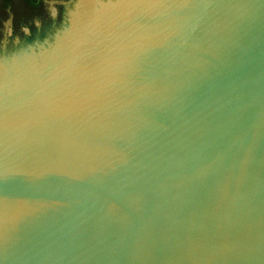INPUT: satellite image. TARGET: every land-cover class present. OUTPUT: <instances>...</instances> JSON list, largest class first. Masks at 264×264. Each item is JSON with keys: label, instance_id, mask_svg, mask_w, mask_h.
<instances>
[{"label": "water", "instance_id": "95a60500", "mask_svg": "<svg viewBox=\"0 0 264 264\" xmlns=\"http://www.w3.org/2000/svg\"><path fill=\"white\" fill-rule=\"evenodd\" d=\"M62 1L1 22L0 264H264V0Z\"/></svg>", "mask_w": 264, "mask_h": 264}, {"label": "flooded vegetation", "instance_id": "af4514ba", "mask_svg": "<svg viewBox=\"0 0 264 264\" xmlns=\"http://www.w3.org/2000/svg\"><path fill=\"white\" fill-rule=\"evenodd\" d=\"M26 4V7H21L18 11L15 10L12 2L7 7L0 8V37L5 33L3 29L2 19L9 14L11 16V26L15 31H22L21 27L23 25L27 26L31 34L33 33L34 28L36 27L35 18H38L40 21L51 22L55 18L57 21L63 15L64 10V1L55 0L54 6H49L47 0H40V3L35 6L31 5L28 2L22 1Z\"/></svg>", "mask_w": 264, "mask_h": 264}, {"label": "trees", "instance_id": "16d2710c", "mask_svg": "<svg viewBox=\"0 0 264 264\" xmlns=\"http://www.w3.org/2000/svg\"><path fill=\"white\" fill-rule=\"evenodd\" d=\"M28 2L31 5L37 6L40 3V0H21ZM12 0H0V6L7 8L11 4Z\"/></svg>", "mask_w": 264, "mask_h": 264}, {"label": "rangeland", "instance_id": "374dc122", "mask_svg": "<svg viewBox=\"0 0 264 264\" xmlns=\"http://www.w3.org/2000/svg\"><path fill=\"white\" fill-rule=\"evenodd\" d=\"M20 2H22V1L21 0H12L13 6L20 3ZM0 8H1V6H0Z\"/></svg>", "mask_w": 264, "mask_h": 264}]
</instances>
